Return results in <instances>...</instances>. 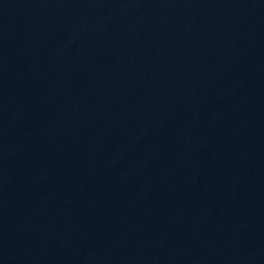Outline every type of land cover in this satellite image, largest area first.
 <instances>
[{
	"label": "water",
	"instance_id": "water-1",
	"mask_svg": "<svg viewBox=\"0 0 264 264\" xmlns=\"http://www.w3.org/2000/svg\"><path fill=\"white\" fill-rule=\"evenodd\" d=\"M154 264H264V87L219 150Z\"/></svg>",
	"mask_w": 264,
	"mask_h": 264
}]
</instances>
